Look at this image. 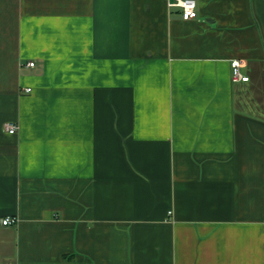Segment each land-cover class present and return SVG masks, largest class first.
<instances>
[{
    "label": "crops",
    "instance_id": "obj_1",
    "mask_svg": "<svg viewBox=\"0 0 264 264\" xmlns=\"http://www.w3.org/2000/svg\"><path fill=\"white\" fill-rule=\"evenodd\" d=\"M171 1L0 0V264H264V0Z\"/></svg>",
    "mask_w": 264,
    "mask_h": 264
},
{
    "label": "built area",
    "instance_id": "obj_2",
    "mask_svg": "<svg viewBox=\"0 0 264 264\" xmlns=\"http://www.w3.org/2000/svg\"><path fill=\"white\" fill-rule=\"evenodd\" d=\"M168 8L177 9L180 12V17L182 21H191L197 18V5L194 0H172L168 3ZM27 67L33 68L34 64L28 62L26 64ZM231 68V81L232 83H247L249 78L244 76L242 73V63L238 60H233L230 63ZM29 89H27V92ZM17 131V126L10 124L7 126V133L15 134ZM17 221L16 219L6 218L2 221L3 226H10L15 224Z\"/></svg>",
    "mask_w": 264,
    "mask_h": 264
}]
</instances>
